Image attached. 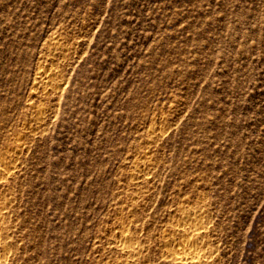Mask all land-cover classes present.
I'll use <instances>...</instances> for the list:
<instances>
[{"label":"rangeland","instance_id":"374dc122","mask_svg":"<svg viewBox=\"0 0 264 264\" xmlns=\"http://www.w3.org/2000/svg\"><path fill=\"white\" fill-rule=\"evenodd\" d=\"M0 167V264H264V0H0Z\"/></svg>","mask_w":264,"mask_h":264},{"label":"bare ground","instance_id":"6f19581e","mask_svg":"<svg viewBox=\"0 0 264 264\" xmlns=\"http://www.w3.org/2000/svg\"><path fill=\"white\" fill-rule=\"evenodd\" d=\"M37 73H39L38 76H40L42 78V81H43V79H45L44 82L50 81L56 77V73H54L53 71H50V70H45V68L41 69ZM41 78H40V80H41ZM54 85H55V83H54ZM59 87H60V84L56 83L54 88L57 89ZM36 117L40 118L39 112L36 113ZM144 163H145L146 167H151V165H152L151 162H144ZM6 169H7L6 167H0V171L2 173L1 177L4 176L5 172L7 171ZM0 209H1V205H0ZM1 214L2 213L0 211V215ZM192 218L193 217L190 218L189 216L186 218V220H187L186 222H188L189 227L191 229L203 227V223H202V225L200 224V222L198 224L197 222L193 221ZM199 221H201V220H199ZM179 228H181V227H179ZM3 230H5V225L0 222V262L8 257V251L6 250V247H5L6 242L1 236V233L3 232ZM177 230H178V228H177ZM186 230H187V228L185 229V227H183L182 229H180L178 231L177 234L179 236L186 237L187 240L180 242L178 245L175 246L174 249L168 250L167 255L169 256V258L171 260L179 261V262H185L186 264H206L207 262L205 261V257L207 256V254L205 252H203L202 250L198 249L194 244V242L199 237V236H197L198 233H196V231H195L194 233H196L197 235L195 234L194 236H192L193 238H191L189 236V234L187 233L189 230L188 231H186ZM118 236H119V241H120V245L122 246V248L126 249L130 254H134L136 246L133 242V236L130 233V231H128L125 228L120 229L118 232ZM170 239H172V238L170 237ZM184 240H185V238H184ZM190 240H192V242ZM122 264H131V263H129V261L128 262L125 261Z\"/></svg>","mask_w":264,"mask_h":264}]
</instances>
